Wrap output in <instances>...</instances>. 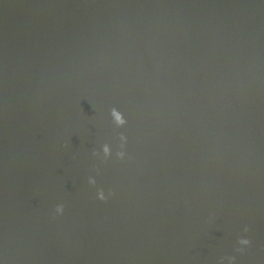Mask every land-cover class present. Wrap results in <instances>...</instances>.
<instances>
[{"label": "water", "instance_id": "water-1", "mask_svg": "<svg viewBox=\"0 0 264 264\" xmlns=\"http://www.w3.org/2000/svg\"><path fill=\"white\" fill-rule=\"evenodd\" d=\"M229 256L264 264V0H0V262Z\"/></svg>", "mask_w": 264, "mask_h": 264}, {"label": "clouds", "instance_id": "clouds-1", "mask_svg": "<svg viewBox=\"0 0 264 264\" xmlns=\"http://www.w3.org/2000/svg\"><path fill=\"white\" fill-rule=\"evenodd\" d=\"M110 115H111V117L114 118V123L117 126H121V125H123L125 123V121L121 118V116L120 115H117V112H116L115 109L111 110ZM120 139H121V141H123L124 140V137L121 136ZM101 152L103 153V156L105 158H107L109 156L110 150H109V147H108L107 144H105V145L102 146ZM92 155L93 156H97V153L95 151H93ZM116 156H117V158H123L124 153L122 151L121 152H117L116 153ZM88 183L91 185V184H94L95 181L92 179V177H89L88 178ZM96 198L98 200L103 201L105 199L104 193L101 192V191H97ZM63 210H64L63 204H57L55 206V208H54V214L56 216H59V215H61L63 213ZM243 230H244V232H247L248 231V228L245 227ZM237 243H238V245L240 247L237 248L236 251H242L244 247H247L249 245V240L246 239V238H239L237 240ZM223 259H226L228 261V264H233L234 257L229 256V257H226V258H223ZM0 264H2V262H0Z\"/></svg>", "mask_w": 264, "mask_h": 264}]
</instances>
